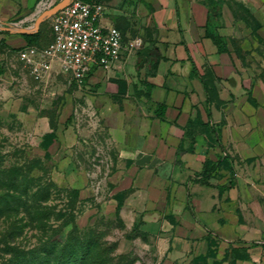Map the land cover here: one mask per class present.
I'll use <instances>...</instances> for the list:
<instances>
[{"label":"crops","instance_id":"obj_1","mask_svg":"<svg viewBox=\"0 0 264 264\" xmlns=\"http://www.w3.org/2000/svg\"><path fill=\"white\" fill-rule=\"evenodd\" d=\"M211 1L97 2L103 26L141 45L81 87L93 89L95 114L122 161L111 180L115 211L156 240L158 264H264V98L225 32L242 23L232 0L216 21L229 52L206 35ZM235 3L264 41V0ZM29 7L0 0V17ZM51 32L41 31L36 47L48 46ZM206 162H218L210 175Z\"/></svg>","mask_w":264,"mask_h":264},{"label":"rangeland","instance_id":"obj_2","mask_svg":"<svg viewBox=\"0 0 264 264\" xmlns=\"http://www.w3.org/2000/svg\"><path fill=\"white\" fill-rule=\"evenodd\" d=\"M30 7L0 22L30 27L58 0H28ZM231 1V0H229ZM242 23L225 31L241 57L242 73L264 98V41L235 0ZM51 18L40 25L50 34ZM14 34V33H12ZM0 75V264H58L68 241L91 246L90 264H158L156 240L133 232L112 201L113 173L122 164L107 139L105 119L92 106L93 89L78 87L53 65L37 78L6 37ZM48 134L49 136H45ZM51 135V136H50Z\"/></svg>","mask_w":264,"mask_h":264},{"label":"built area","instance_id":"obj_3","mask_svg":"<svg viewBox=\"0 0 264 264\" xmlns=\"http://www.w3.org/2000/svg\"><path fill=\"white\" fill-rule=\"evenodd\" d=\"M99 3L72 0L51 17L53 38L46 47L25 46L17 51L39 78L57 60L63 73L78 87L96 69L107 70L123 55L141 45L139 38L124 39L116 26L100 22Z\"/></svg>","mask_w":264,"mask_h":264},{"label":"trees","instance_id":"obj_4","mask_svg":"<svg viewBox=\"0 0 264 264\" xmlns=\"http://www.w3.org/2000/svg\"><path fill=\"white\" fill-rule=\"evenodd\" d=\"M82 1L97 3L100 0H82ZM222 3H223V0H214V1L210 2L208 19H207V24H206L205 30H206V35L215 44L218 52H229L228 47H227V43L225 41V37L217 29V24H216V21L221 16L220 8H221ZM51 31H52V27L50 25V32ZM255 32H256V30H255ZM51 33H52L51 37L53 38V32H51ZM10 36H18L24 42L23 45L11 48L17 53L18 50H20L21 48H23L25 46H30V45L36 46L39 42L40 37H41V29L39 28L38 31L33 32V33H14V34H12L9 31L0 30V65L2 64L1 53H2L3 47L10 46L9 43L7 42L6 37H10ZM3 73H4V69L0 67V75ZM45 136H49V135L46 134ZM217 164H218V162H215V163L206 162L205 163V167H206L205 172H206V170L208 172L206 174L210 175L213 166H215ZM123 193L124 192H119L117 194L118 200L121 199ZM119 206L120 205L118 203L116 205V208H119ZM136 230H137V226H134L130 230V233L127 235V237H130L133 234V232H135ZM90 252H91V246L88 244H84V243H72L71 244L70 242L65 241L60 246V255H59L56 262L58 264H90V259L88 257Z\"/></svg>","mask_w":264,"mask_h":264},{"label":"water","instance_id":"obj_5","mask_svg":"<svg viewBox=\"0 0 264 264\" xmlns=\"http://www.w3.org/2000/svg\"><path fill=\"white\" fill-rule=\"evenodd\" d=\"M72 0H58L56 3L51 6L43 9L37 14L34 19L33 25L30 27H11L8 25H3L0 22V30L9 31L11 33H33L39 30L40 24L47 18H51L58 11L66 7ZM233 82V79H230V82Z\"/></svg>","mask_w":264,"mask_h":264}]
</instances>
